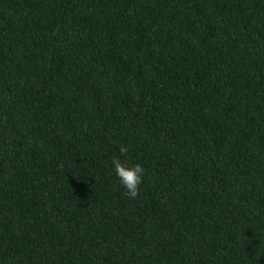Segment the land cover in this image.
Returning a JSON list of instances; mask_svg holds the SVG:
<instances>
[{"label": "trees", "instance_id": "1", "mask_svg": "<svg viewBox=\"0 0 264 264\" xmlns=\"http://www.w3.org/2000/svg\"><path fill=\"white\" fill-rule=\"evenodd\" d=\"M0 264H264V0H0Z\"/></svg>", "mask_w": 264, "mask_h": 264}, {"label": "clouds", "instance_id": "2", "mask_svg": "<svg viewBox=\"0 0 264 264\" xmlns=\"http://www.w3.org/2000/svg\"><path fill=\"white\" fill-rule=\"evenodd\" d=\"M119 151L121 154H124L127 149L124 146H120ZM111 163L116 177L125 189V195L135 198L138 195L139 186L143 182V167L138 163L126 165L121 162L119 157H113Z\"/></svg>", "mask_w": 264, "mask_h": 264}]
</instances>
